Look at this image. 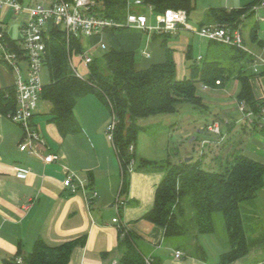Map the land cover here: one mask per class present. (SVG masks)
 I'll return each mask as SVG.
<instances>
[{
    "label": "crops",
    "instance_id": "obj_1",
    "mask_svg": "<svg viewBox=\"0 0 264 264\" xmlns=\"http://www.w3.org/2000/svg\"><path fill=\"white\" fill-rule=\"evenodd\" d=\"M18 1L22 4L38 3L43 6H48L50 3V0ZM211 1L216 4L202 8L203 19L210 9L238 10L253 3L255 5L260 0ZM157 13L154 11V15ZM10 14L11 12L7 10L0 11V29L6 33L7 39L14 41L17 40L18 25L16 28L12 26L13 35L10 31L11 26L9 27L12 21ZM147 15L150 17L148 18L150 23L153 22V17ZM21 19L19 17V24ZM244 20L239 26L243 44L250 52L261 54L262 49L254 46L249 33L252 26L256 24L257 39L264 42L262 40L264 27L260 28V23H264V16L259 15L255 18L254 23L247 27L245 37L242 34ZM202 22L203 20L199 24ZM182 32L181 30L170 35L167 43L168 48L173 51L177 80L187 78L186 54L187 51L190 55L192 52L191 42L180 38ZM104 37L110 44L109 49L136 54V71L146 70L152 65L162 64L165 61V49L161 45L162 38L155 33L125 29L116 33L106 32ZM90 41L89 44H91ZM98 42L95 45L91 44L94 47L91 50L93 57L97 56V51H103L99 48ZM207 42L206 57L215 59L222 48ZM103 43L105 45V42ZM105 49H108L106 45ZM195 60H203V56ZM3 70L0 69L2 73ZM74 71L77 73L75 69ZM12 80L11 85H0V87L13 86L14 77ZM250 83L254 98L264 101V76L254 75ZM239 90L240 85L237 80H231L224 88L210 89L201 86L199 96L202 99L203 108L193 107L195 110L190 111L184 107L185 105L181 106L175 115L182 123V128L179 126V130L182 131L185 127L182 135L189 145L197 144L198 147L206 148V145L212 143L213 134L208 129L212 124H217L219 127L223 123L226 128L233 129L236 123H244L242 105L236 100ZM73 115L77 131L63 135L53 122H49L48 113L43 115L35 110L32 122L45 143V150L39 148L38 152L56 154L61 158L59 162L51 164H44L38 157L19 151L18 145L23 141L21 129L16 125L15 127L10 125L4 120L6 117L0 115V264L18 259L19 249L23 255L29 253L37 240L49 246L83 240V245L73 249L68 264L118 263L123 250L119 243L121 228L133 232L150 243L153 246L150 255L160 258L162 264H213L209 263L208 242H202L201 239L199 244L202 251L195 254L193 248L192 251L184 250L187 255L182 251L184 258L180 261L174 259L175 250L171 246L155 244L157 233L153 225L141 220V217L151 210L154 191L163 174L137 172L130 167L127 188L122 190L121 166L112 141L105 131L111 120V114L104 105L96 97L87 95L77 101ZM149 120L147 118L139 121L144 131L138 135L134 152L137 158L164 161L166 159L160 160L157 156L150 154L154 153L150 150L154 141L147 137V129L154 125L166 126L172 122H166V124L155 120L156 122L151 123ZM262 125L264 124H259L258 128L260 129ZM164 128L161 127L162 130H165ZM242 132L245 140L236 151L264 165V130L257 132L251 130L249 126H244ZM164 139V136L156 138L155 144L159 149L167 146V141ZM160 142H162L161 145ZM214 152L213 150L207 159L209 166L219 162L221 156L225 162L231 154V151L226 152V150L221 152L224 155ZM202 154L204 157L203 152ZM186 157L188 156L183 155L181 159ZM64 167L73 172L83 183L84 192L77 189L73 193L70 188L63 186L67 176ZM19 174H24V177L21 178ZM73 184L77 185V182L74 181ZM257 202V215L261 213L264 218V185L257 195ZM214 246L217 247V244ZM220 251V249L217 250L216 264L219 263V257L222 254ZM233 264H264V244H256L245 257Z\"/></svg>",
    "mask_w": 264,
    "mask_h": 264
},
{
    "label": "trees",
    "instance_id": "obj_2",
    "mask_svg": "<svg viewBox=\"0 0 264 264\" xmlns=\"http://www.w3.org/2000/svg\"><path fill=\"white\" fill-rule=\"evenodd\" d=\"M94 13L108 18L123 19L121 0H96ZM155 12L166 9L184 10L189 16L191 0H143ZM257 3H255L256 5ZM254 3L238 10L210 9L199 27L207 25L238 28ZM113 30V33L121 32ZM156 37V36H155ZM165 49V61L146 70L136 71V54L108 49L94 56L88 67V76L78 78L72 67V57L82 51L79 39L70 38L58 28H52L45 40L44 67L49 82L44 85L40 99L50 103L49 122H53L61 134L77 131L73 109L79 99L96 97L117 121L112 145L123 173L122 190L127 188L130 167L137 172H160L161 181L155 188L153 206L141 220L153 225L157 238L155 244H167L175 251L201 250L199 237L215 233V217L223 221L227 244L226 252L218 264H233L245 257L251 248L262 241L264 230L260 227L256 212V199L264 185V165L253 161L240 151L230 154L219 171L201 167L200 161L171 162L137 158L134 149L138 135L144 131L139 121L159 115L179 112L182 105L203 108L197 93V84L204 88H224L231 80H237L240 90L236 97L242 105L244 123L256 130L264 123V101L254 98L250 80L252 57L245 51L220 43L219 56L197 61L187 51L190 76L177 80L173 51L168 48L169 34L158 35ZM250 40L261 49L264 42L257 39V25L249 33ZM16 49L14 41L7 39ZM264 76V75H262ZM218 82V83H217ZM16 110L14 86L0 87V115L8 118ZM251 114V119L246 117ZM245 124V125H246ZM259 129V128H258ZM264 130V125L259 131ZM133 150L130 151L129 148ZM123 247L118 264H162L161 259L150 255L153 246L131 231L119 229ZM189 243V247L184 246ZM191 243V244H190ZM83 240H73L57 246L35 241L31 251L17 257L21 264H68L76 246ZM226 246V245H225ZM5 264H17L16 260Z\"/></svg>",
    "mask_w": 264,
    "mask_h": 264
},
{
    "label": "built area",
    "instance_id": "obj_3",
    "mask_svg": "<svg viewBox=\"0 0 264 264\" xmlns=\"http://www.w3.org/2000/svg\"><path fill=\"white\" fill-rule=\"evenodd\" d=\"M121 1L123 3V19L117 20L94 13V9L98 6L96 0H50L48 6L38 3L22 4L18 0H0V11L7 10L22 18L17 27V40H14L16 49L9 45L6 33L0 29V64L5 65L14 73L13 86L16 93V110L8 119L22 131L23 141L18 145L19 151L38 157L44 164L56 163L61 160L56 154L38 152L39 148L45 150V143L32 122L44 87L41 81V71L44 67L45 40L48 31L52 28L63 31L67 42L72 37L81 41L82 51L74 56L79 58L80 64L87 71L93 60L91 50L94 47L89 44L93 37L99 39V48L106 51L103 37L106 32L113 30L137 29L157 35H173L184 30L190 31L207 41L245 51L253 59L251 64L253 75H264V46L261 54L247 50L243 44L239 27L232 29L227 26L207 25L193 28L189 24L187 13L184 10L166 9L162 13L154 15L152 6L144 4L143 0ZM260 9H264V0H260L252 6L249 12L257 15ZM146 13L153 17L154 26L149 23ZM21 65H26L25 75H22ZM74 73L78 78L85 79L75 71ZM241 111L243 112L242 107ZM246 117L250 121L251 114H247ZM116 124L115 117L111 115L110 123L106 127V135L111 141ZM208 129L212 134L220 135L217 124L210 125ZM129 150L132 151L133 148L130 147ZM64 169L67 171V176L63 181V186L70 188L73 193L77 189L84 192L83 183L69 169L66 167ZM19 176L22 178L24 174H19ZM74 181L77 182V185L73 184ZM86 200L89 201L88 198ZM113 221L116 222V220ZM173 257L176 261H180L184 258V254L176 250L173 252ZM21 262V258L16 259L17 264H21ZM146 263L149 264L148 261ZM112 264L118 263L113 262Z\"/></svg>",
    "mask_w": 264,
    "mask_h": 264
},
{
    "label": "rangeland",
    "instance_id": "obj_4",
    "mask_svg": "<svg viewBox=\"0 0 264 264\" xmlns=\"http://www.w3.org/2000/svg\"><path fill=\"white\" fill-rule=\"evenodd\" d=\"M24 2H26L27 0H23ZM192 1V10L189 13V19L188 22L190 23V25L193 28H198V24L199 22H201L203 20V10L202 8L210 6L211 4H216L214 2H212L211 0H191ZM34 4V3H32ZM148 13H146L147 15ZM260 16H264V12L263 9L258 10L257 15L255 14L256 17H254V15L252 17H249L247 19L244 20V26H243V30H242V34L245 37L246 32H247V27L251 26L254 21L255 18H258ZM10 19L12 20L9 24V27L11 28L10 31L11 33L14 35L13 30L16 26H19V17L17 16L15 18V15L13 13H11L9 15ZM148 18H150L147 15ZM149 20V19H148ZM154 21V20H153ZM150 23V21H149ZM151 25H155V21L151 22ZM13 26V27H12ZM17 26V27H18ZM264 27V23H260V28ZM180 34V38L181 39H185V40H189V42H191L192 44V58L196 59L199 56H203V59H207L206 57V46H207V40L200 38L199 36L194 35L192 32L190 31H184ZM263 34L264 31L262 30ZM263 38V37H262ZM103 42H105L106 47L109 49V42L108 40L106 41V38L103 37ZM264 40V38L262 39ZM99 41L98 38L93 37L90 41V43L92 45H95L97 42ZM117 46V45H116ZM255 47H257L256 45H254ZM107 49V50H108ZM104 52L103 51H97L96 55H102ZM72 66L73 68L77 71V73L82 77L85 78L88 75V71L86 68H84L81 64H80V60L77 56H73L72 57ZM186 68V77L188 78L190 76V72H189V63L187 62V66H185ZM22 69V75H25L26 73L24 72V69L26 68V65H23L20 67ZM0 69H4L3 73L0 71V85L2 86H6V85H11L12 84V78L14 77V73L5 65L0 64ZM13 74V75H12ZM41 81L44 85L48 84L49 82V77H48V73L46 71V68L43 67L42 71H41ZM197 93L200 94L201 93V85L197 84ZM50 103L47 101H44L43 99H39V102L37 104V108L36 110L39 111L40 113H42L43 115L49 113L50 111ZM184 107H187V109H190V111H194L195 109L192 106H188L185 105ZM243 113V112H242ZM149 122H156L155 120L160 121L161 123H168V122H172L171 124L168 123V125L164 126V125H154V126H150L147 129V137H149L151 140L154 141V145L152 144L150 150L154 151V153H150L152 156H157L160 160L163 159H169L171 162H178V160H182V156L183 155H187L188 158H191V161L193 160V162L196 161H200V165L203 169L205 170H209V171H219L221 168V164H223V156H221L219 162L217 161V163L212 164L209 166V162L207 161V159H209L210 157V153L214 150L216 153L217 152H222L223 150H226V152L231 151V153L235 152L241 145H243L244 140H245V136L244 133L242 132V127L244 126H249V124L246 123H236L235 127L233 129L230 128H226L223 123L220 124V135H214L212 137V143L206 145V148H201L198 147L196 145L191 146L189 145V142L187 140H185L183 138L182 135V131L184 130L185 127H183V130H179V126L181 127V121H179L178 116H176L175 114L172 115H159L156 116L155 118H149ZM7 123H10V125L15 127V124L12 123L9 119L5 118L4 119ZM244 120V118H243ZM179 121V122H177ZM177 122V123H175ZM110 123V121H109ZM166 123V124H167ZM173 123H175L173 125ZM235 123V122H233ZM246 124V125H245ZM264 124V123H263ZM171 125V126H170ZM17 126V125H16ZM163 126V128L165 130H162L161 127ZM250 129H252L251 126H249ZM182 128V127H181ZM259 129L257 128L256 131H258ZM106 131V129H105ZM181 131V132H180ZM22 134V133H21ZM164 136V140L167 141L166 143V147L165 148H161L159 149L157 147L156 143V138L157 137H161ZM215 137V138H214ZM163 138H161L162 140ZM214 139L216 140V142L214 143ZM160 141V140H159ZM163 142V141H162ZM162 142H160L159 144L161 145ZM231 148H233L232 150H230ZM210 149V151H209ZM204 153V157L203 154ZM214 152V153H215ZM221 155H224L223 153H221ZM150 156V155H149ZM155 158V157H152ZM187 158V157H186ZM206 159V160H205ZM205 160V161H204ZM255 203L257 202V199L255 201ZM263 215H257L258 218V222H261L262 224L260 225V227L264 230V218L262 217ZM264 235V234H262ZM201 239L202 242H208V248H209V263H215L216 260V256H217V250L220 249L221 253L226 252L227 250V244H226V238H225V230H224V226H223V221L222 218L220 216H216L215 217V233L213 235H203L199 237V240ZM209 239V240H207ZM217 244V247L214 246ZM191 244V243H190ZM258 244H264V237L262 239V241H260V243ZM226 245V246H225ZM184 246L189 247V243H186ZM185 254L186 252L184 250H182ZM169 255V254H168ZM187 255V254H186Z\"/></svg>",
    "mask_w": 264,
    "mask_h": 264
},
{
    "label": "water",
    "instance_id": "obj_5",
    "mask_svg": "<svg viewBox=\"0 0 264 264\" xmlns=\"http://www.w3.org/2000/svg\"><path fill=\"white\" fill-rule=\"evenodd\" d=\"M190 162L191 161V158H184L183 160H179L178 162Z\"/></svg>",
    "mask_w": 264,
    "mask_h": 264
}]
</instances>
